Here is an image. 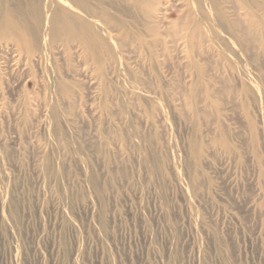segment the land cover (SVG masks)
I'll return each instance as SVG.
<instances>
[{
	"label": "rangeland",
	"instance_id": "obj_1",
	"mask_svg": "<svg viewBox=\"0 0 264 264\" xmlns=\"http://www.w3.org/2000/svg\"><path fill=\"white\" fill-rule=\"evenodd\" d=\"M235 2L190 12L216 28L191 57L170 1L159 44L0 47V264H264V38Z\"/></svg>",
	"mask_w": 264,
	"mask_h": 264
},
{
	"label": "bare ground",
	"instance_id": "obj_2",
	"mask_svg": "<svg viewBox=\"0 0 264 264\" xmlns=\"http://www.w3.org/2000/svg\"><path fill=\"white\" fill-rule=\"evenodd\" d=\"M169 1L176 10H179V12L184 11L188 14L185 20H183V26L186 28V36L183 38L185 49L181 48L178 50L179 57L183 55L188 57L193 56L196 46L206 41L209 42V39H212L210 37L212 35L215 36V27H206L199 17L194 19L190 16V12L195 7L201 8L204 5H210L209 7L211 8V5L222 2L223 9H234L233 7L237 3L235 0H49L47 6H45L44 0H14L13 2L11 0H0V40H5L0 47L2 50L18 52L17 60L22 56V63L23 59L36 62L40 58L39 43L43 38V29L46 26L50 28L52 33L63 37L65 41L72 42L74 47H80L85 55L89 54V56L91 55L94 58L100 57V45H103L106 51L112 53V50H110L111 41L112 44L116 43L124 46L126 42L137 40L140 44L139 46L142 47L143 44H146L148 37L154 43L159 44L162 43L159 42L162 39L158 40V37L164 32V28L162 27L164 19L162 16ZM237 1L241 6V3L245 5V14L241 15V17L243 24L244 22L246 24H244L246 30L248 31V21L251 27V23H254L255 31H258L257 27L262 30L259 33L264 38V18H261V22L263 23L262 28L260 24L261 16L259 14L255 12L250 14V18L248 17V0ZM255 1L257 3L258 0ZM122 3L134 7L139 12L141 16L135 15L129 17L138 19L140 28L132 27L130 22L124 18L126 14L120 10ZM239 21L234 19L232 21L235 30L240 26L238 25ZM178 24V22H175L170 25L174 27ZM238 31L240 32L241 30ZM246 33L248 34V32ZM213 42L211 41V43ZM229 48L227 53L232 52ZM250 69L248 72L255 76L254 68ZM140 93L147 95V97L152 95L151 91ZM99 140L101 141L102 139Z\"/></svg>",
	"mask_w": 264,
	"mask_h": 264
}]
</instances>
